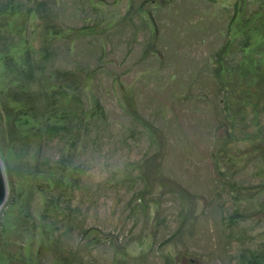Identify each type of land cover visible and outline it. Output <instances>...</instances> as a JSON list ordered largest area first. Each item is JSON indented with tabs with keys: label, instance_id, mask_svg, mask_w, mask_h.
Listing matches in <instances>:
<instances>
[{
	"label": "rangeland",
	"instance_id": "1",
	"mask_svg": "<svg viewBox=\"0 0 264 264\" xmlns=\"http://www.w3.org/2000/svg\"><path fill=\"white\" fill-rule=\"evenodd\" d=\"M235 2L241 7L234 11ZM126 4L118 0L102 10L120 18ZM173 4L179 14H166V7L157 15L168 26L158 34L162 44L157 53L145 47V31L132 41L125 30L120 43L112 38L114 45L106 46L100 61L92 45L91 52L79 50L70 57L65 41L50 39L39 20L33 18L25 34L22 17L4 25L0 20V161L7 186L0 208V264H24L31 252L35 264H53L64 252L71 264L82 256L91 264H191V258L196 264H236L239 245L222 231L235 202L247 207L249 216L238 225L247 233V248L264 246V0ZM234 14L230 33L238 38L248 34L249 47L240 51L238 42L232 45L235 50L223 62L219 87L208 73H197L223 45L220 32ZM197 15L203 18L202 29L192 28ZM183 19L192 25L180 29L175 44L170 28ZM48 48L52 55H46L42 85L29 84L30 93L62 83L50 79V69L84 61L96 73L84 80L83 102L71 99L57 111L77 117L86 109L91 113L98 100L106 111L100 139L91 142L90 119L80 152H74L81 183L70 194L72 225L64 224L55 210L37 220L49 209L46 203L59 194L44 189L48 176L57 174L55 163L49 168L46 163L56 161L64 143L26 140L34 132L31 121L11 127L1 120L3 114L8 119L16 115L6 90L19 79L16 67L25 50L33 51L39 62ZM6 56L16 63L8 73L2 69ZM144 126L152 129L154 140ZM217 136L226 139L215 157L220 174L210 156ZM38 160L45 165L36 164ZM32 167L44 171L37 175ZM227 175L235 181L234 189L221 188L212 196ZM57 202L60 211L71 216L66 200L59 196ZM41 224L46 225L44 231L33 228Z\"/></svg>",
	"mask_w": 264,
	"mask_h": 264
},
{
	"label": "trees",
	"instance_id": "2",
	"mask_svg": "<svg viewBox=\"0 0 264 264\" xmlns=\"http://www.w3.org/2000/svg\"><path fill=\"white\" fill-rule=\"evenodd\" d=\"M126 1V13L123 17L119 18L116 14H111L109 11L102 10V7L105 6H115L118 0H112L111 4H108L105 0H71L70 3H68V0H0V20L4 25L10 18L17 16L22 17L24 34L27 32L28 25L33 18L39 20L40 25L46 35H49L50 39L61 38L65 41L66 51L70 57L74 55L75 51L79 50L85 51L88 49L89 52H91V48L88 47H91L92 45L98 54L97 60L100 61L107 51L106 46L109 44L114 45L111 41L112 38H119L118 43H120L122 40L121 34L125 32V30H128L131 33L132 41H136V35L139 34L140 31H145L143 33H147L148 35L146 38L147 45L145 47L150 48V54L153 55L157 53L159 46L162 44L159 35L164 28L168 27L167 22H164L165 24H163V21L160 22L157 15L167 10L166 7H168L166 14H179L181 12L180 8L174 6V0ZM201 1L216 2V0ZM240 3H234L232 7L234 11L236 8L239 9L241 7ZM235 16L236 15L234 14L229 22H227L226 29L220 32L224 37L223 45L208 56L205 62V67L198 70L199 72L197 73L198 77L203 72L204 74L208 73L209 78L212 77L217 80L216 85L218 86L219 84L222 85L221 75L224 73L223 62H228L226 56H230L232 51L235 50V46L232 47V45L238 42V46L237 44L236 46L240 51H244L249 47L250 37L248 34L247 36L238 38L232 36L230 33L234 20H236ZM202 20L203 18L197 15L196 19L193 20V25L189 19H183L181 22L172 24L170 29H173L172 32L174 33L176 40L175 44H178L179 42L178 38L180 35L178 32H180V29H184L189 25H192L193 29H202L203 26L201 28L200 25ZM175 31L177 32L175 33ZM129 45L131 46V44ZM49 50H51V48L44 49V52L42 51L43 57L39 62H36L33 58V55L35 54L33 51L29 49L25 50L22 63L16 67V74L19 79L14 81V86L12 85V87H9L6 90L7 100L12 107L16 108V115L8 119L3 114V116L1 115V120L3 121L4 126H8L10 122L11 127L20 123H23L26 126L31 121L33 125H35L34 132L33 135L26 140L32 141L41 139L40 142L43 143L57 140L64 143V147L60 150L56 161L48 162L47 164L44 160H38L36 163L39 165H45L46 163V165H48L47 168L51 167L52 163H55L53 165L57 174L48 176L50 179L44 184L46 185L44 189H55L59 192L58 196L53 197V199L46 203V207L48 206L49 209H44L43 213L37 218V220L41 222L44 220V216L53 212L49 210H55V212L61 214L64 218V224L68 223L72 225L74 221H72L73 209H71L70 205V194L76 187L79 188L81 183L80 171L76 166H73V157L76 156L74 152H80L79 147L82 146L86 137L83 131L88 130L87 126L90 119L91 142L92 139H96V142L100 139L98 130L101 129V123L106 121V111L101 107L99 100L91 113H87L86 109L77 117H69L66 116L65 113L63 114L57 111L59 105L71 99L77 100L79 103L83 102L82 95L85 88L84 80L96 73V71L92 70L91 66L84 61H79L76 65L65 67L63 69L57 67L50 69L47 73L48 76H50V79L53 81L55 80L57 83H62H52L51 86L44 89L39 88L40 90L38 89L39 91L35 94L30 93L27 88L29 84L37 83L38 86L42 85L41 78L45 72L43 69L45 66L47 67V64L45 63L47 58L46 55H52V53H49ZM156 60L160 61L161 57H156ZM13 64L16 63L12 58L8 56L4 57L2 60L3 72L8 73L9 68ZM170 78L173 80L175 77L171 76ZM224 97L221 101L225 105L227 99ZM92 128H96V131H93ZM143 128L148 134V137L151 138V140H154L153 138L155 135L152 133V129L146 126ZM85 133L87 134V132ZM20 136L24 138L26 137V134L22 133ZM156 142H158V140ZM214 143L216 144V146H213L215 147L213 148L215 152L211 149L210 156L212 157V162L217 172L220 174L222 169L218 159L215 157L218 151H223L222 146L226 145V139L217 136L214 137ZM32 168L35 169V167ZM36 171L37 172L35 173H38L37 175H39L43 173L44 169ZM222 184L223 185H219L220 188L213 189L215 193L212 192V196L216 193L218 194V190L221 188L233 190L236 186L235 181L231 180L228 175L226 181ZM59 196L66 200V208L69 213H71V216L68 217L66 213L60 211L57 202ZM235 204L236 208L230 211L225 217L226 225L222 228L223 234L228 241L231 240L239 245L240 249L235 257V263L264 264V246L256 250L247 248V233L238 228L239 223L249 216L247 213V207H241L239 202H235ZM45 227L46 225L44 224L33 226L38 232L44 231ZM81 233L86 234L87 230L82 231ZM30 252L31 251L29 250V254ZM54 252H56V249H54ZM56 256L61 259L58 258L53 264H71L69 262L70 258L68 252ZM84 260L85 257L82 256L77 258L75 263L91 264L90 260L87 262H84ZM193 260L191 258V264H196ZM33 262L35 264L36 261L31 252V257L27 259L24 264H33Z\"/></svg>",
	"mask_w": 264,
	"mask_h": 264
},
{
	"label": "water",
	"instance_id": "3",
	"mask_svg": "<svg viewBox=\"0 0 264 264\" xmlns=\"http://www.w3.org/2000/svg\"><path fill=\"white\" fill-rule=\"evenodd\" d=\"M7 193V186L5 182V176L3 174L2 166H1V161H0V208L5 201L6 194Z\"/></svg>",
	"mask_w": 264,
	"mask_h": 264
}]
</instances>
